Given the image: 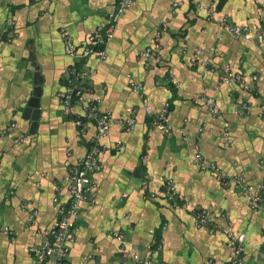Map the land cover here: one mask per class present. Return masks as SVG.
<instances>
[{
  "label": "crops",
  "instance_id": "obj_1",
  "mask_svg": "<svg viewBox=\"0 0 264 264\" xmlns=\"http://www.w3.org/2000/svg\"><path fill=\"white\" fill-rule=\"evenodd\" d=\"M115 2L0 0V264H36L31 248L44 240L40 230L58 218L54 199L60 192L67 196L70 169L95 133L93 122L82 133L62 112L58 95L71 69L82 65L66 54L62 30L82 49L107 23ZM198 5L212 7L214 17ZM224 21L264 36V0H135L117 23L107 58L83 61L101 110L116 119L133 117L136 126L125 131L115 123L102 139L106 151L93 176L96 190L82 204L66 264H137L134 256L146 258L154 239L163 246L156 264H229L228 236L200 227L201 211L246 235L245 264H264V42L235 37ZM158 31L160 48L147 58L143 53L154 47ZM197 50L202 53L194 65ZM226 66L245 75L246 84H222ZM37 70L43 88L33 127L24 110ZM253 76L258 79L250 90ZM132 83L144 86L155 113L170 104L171 135L154 126ZM203 97L216 101L217 116ZM245 103L250 111L241 110ZM197 153L214 162L229 184L202 171ZM238 175L263 185L260 209L233 187ZM168 180L183 196L180 205L150 197Z\"/></svg>",
  "mask_w": 264,
  "mask_h": 264
},
{
  "label": "built area",
  "instance_id": "obj_2",
  "mask_svg": "<svg viewBox=\"0 0 264 264\" xmlns=\"http://www.w3.org/2000/svg\"><path fill=\"white\" fill-rule=\"evenodd\" d=\"M134 2L135 0H116L113 11L107 16V23L99 26L88 37L87 43L82 49L74 43L65 30H62L61 35L65 43L66 54L80 60L82 63L80 67L75 65L71 69L67 76L68 86L65 91L60 92L58 95L62 104V112L74 122L82 133H84L88 121L93 122L95 125V133L86 155L80 158L70 169V184L67 196L60 192L54 199V203L58 205V218L49 228L40 230L44 240L39 245L31 248V253L35 257L36 264H66L71 246L76 242L75 223L80 218L82 204L88 196H93L96 190L93 176L100 168L101 158L106 151V148L101 143L102 139L109 135L115 123L125 131H132L136 126V120L133 117L120 116L116 119L110 112L101 110L103 101L101 98L91 96L87 81L91 78L92 73L87 69L85 63H83V61L91 57H95L98 61H103L107 58L106 48L115 35L117 23L120 17L133 6ZM198 8L205 13L208 19L214 17L215 12L212 7L198 5ZM259 15L262 18L263 11L259 10ZM223 26L226 31L232 33L237 38H243L248 41L256 38L259 42H264L262 33H257L254 36L248 27H234L226 21L223 22ZM161 35L162 31H158L155 45L143 53L145 57L149 58L157 54V50L160 48ZM201 53V50H197L196 55L192 59L194 65L199 61ZM257 79V76L252 77V82L249 86L250 90H255L254 83ZM221 80L224 85H231L233 83L246 84L245 75L232 71L229 66L223 69ZM131 87L133 91L140 94L146 113L152 119L154 126L162 132L171 135L170 104H163L161 110L155 113L144 94V86L140 83H132ZM202 100L212 115L217 116L220 113V107L213 98L203 97ZM250 109L251 106L247 103L241 106V110L250 111ZM260 115L264 118L263 104L260 106ZM121 145L122 142L117 143L118 147H121ZM195 158L197 166L202 171L211 173L224 185L229 184L214 162L206 160L201 153H197ZM231 183L240 195L248 198L253 210L261 208L263 185H253L242 175L234 177ZM161 195L173 205H180L184 200L172 180H168L165 183L162 191L152 193L150 197L154 199ZM36 216V213L32 214L31 219H35ZM196 218L200 227L209 230L211 233L222 231L228 236L232 252L229 264H245L243 257L246 246L245 234L235 232L231 225L223 228L216 225L212 216L206 211L196 213ZM5 232L8 233V229ZM117 238L118 240H123L122 235H117ZM162 248V242L154 239L149 255L144 259H140L139 256H134V259L137 261V264H156L157 255Z\"/></svg>",
  "mask_w": 264,
  "mask_h": 264
},
{
  "label": "water",
  "instance_id": "obj_3",
  "mask_svg": "<svg viewBox=\"0 0 264 264\" xmlns=\"http://www.w3.org/2000/svg\"><path fill=\"white\" fill-rule=\"evenodd\" d=\"M35 89L24 110V118L33 121V127L37 125L40 118V99L42 95L43 75L40 70L35 73Z\"/></svg>",
  "mask_w": 264,
  "mask_h": 264
},
{
  "label": "trees",
  "instance_id": "obj_4",
  "mask_svg": "<svg viewBox=\"0 0 264 264\" xmlns=\"http://www.w3.org/2000/svg\"><path fill=\"white\" fill-rule=\"evenodd\" d=\"M156 240H157V239H156ZM157 241H159V239H158Z\"/></svg>",
  "mask_w": 264,
  "mask_h": 264
}]
</instances>
